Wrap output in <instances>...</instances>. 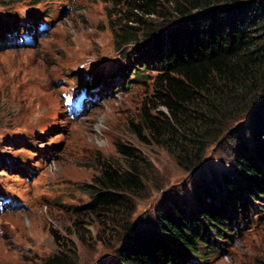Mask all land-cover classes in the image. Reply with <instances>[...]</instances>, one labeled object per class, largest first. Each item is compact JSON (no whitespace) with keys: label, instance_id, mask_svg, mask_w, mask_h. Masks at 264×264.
Returning a JSON list of instances; mask_svg holds the SVG:
<instances>
[{"label":"rangeland","instance_id":"374dc122","mask_svg":"<svg viewBox=\"0 0 264 264\" xmlns=\"http://www.w3.org/2000/svg\"><path fill=\"white\" fill-rule=\"evenodd\" d=\"M152 3L156 13L146 15L130 0H0V23L33 22L38 32L34 45H18L13 33L0 40V190L16 200V208L0 209V264H47L56 257L60 264H120L128 227L154 225L169 199L192 201L197 183L233 168L239 142H249V134H222L186 171L142 130L143 112L157 115L158 73L150 64L149 77L134 79L142 68L137 50L152 40L151 28L166 32L172 21L167 4ZM38 18L47 31H37ZM98 75L88 114L73 119L62 93ZM119 145L141 156L142 191L135 197L104 189L128 207L116 215L91 211L102 171L128 167ZM249 216L233 242L207 261L189 253L191 264H264V201H251Z\"/></svg>","mask_w":264,"mask_h":264},{"label":"trees","instance_id":"16d2710c","mask_svg":"<svg viewBox=\"0 0 264 264\" xmlns=\"http://www.w3.org/2000/svg\"><path fill=\"white\" fill-rule=\"evenodd\" d=\"M130 1L146 15L156 13L149 8L154 0ZM161 1L170 8L172 21L166 32L161 25L147 32L154 36L137 50L142 68L132 73L143 81L149 65L157 67V115L144 111L142 130L186 171L197 166L222 134H249L250 139L239 142L233 168L197 183L192 201L169 199L158 207L154 225L128 227L117 253L120 264H191L189 253L207 261L252 221L251 201H264V0ZM18 28L1 22L0 40ZM99 81L95 76L86 86L94 89ZM133 132L141 137L139 127L133 126ZM117 151L127 158L128 167L102 171L91 211L116 215L120 207H128L104 189L135 197L142 191L141 156L121 145ZM5 195L0 190V197ZM61 261L56 257L47 264Z\"/></svg>","mask_w":264,"mask_h":264}]
</instances>
